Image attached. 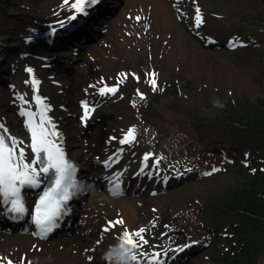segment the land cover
<instances>
[{
	"label": "rangeland",
	"instance_id": "1",
	"mask_svg": "<svg viewBox=\"0 0 264 264\" xmlns=\"http://www.w3.org/2000/svg\"><path fill=\"white\" fill-rule=\"evenodd\" d=\"M21 1L0 0L10 10L20 7ZM167 2L175 5L177 1ZM202 2L200 9L204 19L201 26L204 28L200 29L212 36L214 43L205 46L201 43V47H195L188 40L184 50L188 49L189 59L181 64H172L169 68L160 58L162 53L159 48L155 50L153 46L154 38L159 40L162 35L167 39V35L160 26L156 27L158 32H154L150 24L159 22L156 18L152 17L148 22V17L141 15L135 26L142 24L147 32L154 33V38H145L146 33L138 32L147 48L118 55L116 61L122 63L124 68L109 71L120 82L123 80L124 84L120 86L127 87L131 94L129 102H138L136 108L140 116L134 122L140 128L143 125L149 130L152 150L161 153L167 149L173 153L172 156L167 154L169 163H176V167L183 169L201 171L200 175L189 178L184 184L185 190L184 187L175 188L177 196L169 204L162 196L165 192L159 193L160 198L149 199V208L158 210H153L155 226H148L147 234L151 240H159L166 234L168 225H175L187 238L192 236V239L202 240L204 245L192 258L195 262L189 264H264V213H259L258 219H251L243 207L232 210L226 204L228 199L240 192L256 194L264 199V0ZM180 3L195 20V7L188 0H180ZM126 6H121L122 18L113 16L109 23L112 34L106 35L108 38L105 41L104 33L97 47L103 48L102 43L110 47L118 40L124 42L127 36L136 34L135 27L123 21ZM183 28L186 30L185 26ZM20 32L25 33L12 26L0 25L1 38L12 36L22 45L25 40L19 36ZM231 35H234V41L240 43L228 49L225 40ZM114 37L117 38L116 42L111 41ZM89 55V59H94L95 53L89 52ZM193 58L195 62L192 63ZM96 62L91 63L92 69L101 67L96 66ZM84 64L81 59L79 65L84 67ZM155 66L160 72L156 89L140 100L136 90L150 80V70ZM99 72L98 75L104 77L109 73ZM122 73L126 76H121ZM119 91L117 102L127 94L126 90ZM2 109L7 110V106H2ZM235 111L239 113L235 114ZM9 112L14 119L15 112ZM115 116L124 119L121 113ZM75 121L79 123V120ZM258 122L262 126L256 125ZM104 126L108 130L103 139L109 134L118 137L125 129L115 121ZM94 129L96 126L92 124L85 131L93 132ZM122 202L131 206L129 203L132 200L124 199ZM262 208L264 210V205ZM81 215H86L85 209ZM139 216L141 220L136 219V227L145 220L142 211ZM177 222L182 225L177 226ZM98 231L95 229L91 237H95Z\"/></svg>",
	"mask_w": 264,
	"mask_h": 264
},
{
	"label": "bare ground",
	"instance_id": "2",
	"mask_svg": "<svg viewBox=\"0 0 264 264\" xmlns=\"http://www.w3.org/2000/svg\"><path fill=\"white\" fill-rule=\"evenodd\" d=\"M124 1L127 4V11H133L135 18L136 16H139L140 14L143 15L145 13L144 15H148L149 19L154 17L159 21L152 23L151 26L156 33L158 32L156 27H162V32L164 30V35H167V39L165 36L161 35L159 36L160 39L157 40L153 37L154 33L147 31L146 35L149 39L154 38L153 46H155V50L159 48L160 52L162 53L160 58L164 59L163 62L168 64L169 68L172 64H181L183 63V60L189 59L187 56V53L189 52L188 49L184 50V48H186L185 43L188 42V40L191 41L195 47H201L200 38H203V36L200 34L198 35L199 37L197 36L194 38L190 33L192 30L189 29V32L184 30L181 17L185 18L186 14L182 12L183 9L178 4L173 7L167 2V0ZM74 2L75 0H69V4L66 6L64 4V0H22L20 7L13 10H10L6 5L1 4L0 2V25L12 26L14 29L31 30L34 32L37 31L40 33L42 32V28L47 26L51 27L55 23L54 21H59V19L64 16L63 15L60 17V13L62 12L61 10L70 7V5ZM189 3L191 6L197 8L200 6L201 0H190ZM131 7L133 10H131ZM180 11L181 17L177 13ZM120 16L121 14L118 13L117 17ZM135 18L134 20H136ZM108 21L109 20H107V17H105L103 23H107ZM124 21L129 22V20L126 18H124ZM142 27L143 26L140 24L135 26V30L137 31L136 34L127 36L124 42L121 40L116 42L117 38L114 37L111 41H115L116 43H113L110 47H108V45L105 46L104 43H102L103 48H99L96 44L94 45L92 43L81 45L84 46L85 49L80 50L78 53V58L83 59L85 63L88 62V65H84V68L77 67L76 65L68 67L62 62H56L53 64L51 61H47L46 58L43 57L44 55L51 54L37 51L38 49L35 46L30 45L33 44V42H30L25 50L21 51L22 53L24 52L26 54L24 58L20 57L17 59V61L15 59L13 60V62H15L17 65V70L20 73L23 74V70H27L25 75L22 76V80L16 83L12 81L7 84L8 87H10V89H7L10 94L13 92L12 89H15L18 86L15 89L17 90L15 93L16 96L7 98L5 94H0V105H3V103L5 104V102L8 103L6 104L8 106L7 111L2 112L0 110V123L5 125L8 130V134L16 137L18 140L24 141L22 147L25 148L26 153L29 152L30 150L28 149L27 145L30 143V133L26 127L27 117L22 113L25 111H32L34 113L39 112L41 108L47 106L50 110L46 114L54 123L55 131L60 134L61 139L59 143L65 152L66 158L74 164L76 169H78L76 177L79 180L83 178L85 180L89 178L91 179L92 170L100 169L103 166L106 170L110 172L116 171V173L119 174L115 180L122 178L127 182L131 181V179L135 177V172L141 170L135 169V167H137L139 164L141 168L143 166L161 168L163 165V159L160 164H156L153 160H151L152 152L149 147L151 140L147 138L143 129L139 131L137 130L136 123L134 122L135 103L131 100L129 102V99L131 98L130 93H127L122 99L121 103L123 104L119 105L112 102L99 107L96 114H90L88 120L89 125H96V120L103 118L102 122L97 125V129H94L95 131L93 132L84 131V129L76 123L74 118L76 110L84 111L82 102H87L89 107H94L101 103L104 104L113 98L111 93L101 95L99 91L101 87H104L105 85L111 87L120 84L118 82L119 78L115 79L116 77H109V79L108 77H105L107 81L102 84L101 76L98 75L100 72L98 71L95 73V70L92 69L91 63L93 64V62L98 60L96 62V66L97 64L98 66H101L99 67V70L105 73L109 71H118L121 70V68H124L122 63L116 61V58L119 57L118 55L122 56L126 51L137 48H147L145 41L140 39L138 35V32L142 29ZM111 32L112 28L110 29L109 25L108 30L106 31V34L103 38L105 41H107L108 38L106 35L109 36L108 34H112ZM194 32L193 34H195ZM48 34H50L49 36H53V30H50ZM69 39L70 36H66L65 38L64 36L62 37V41ZM9 40L10 42L3 48L4 50H10V52H14L18 49L20 50V46L14 37L10 36ZM98 42H100V40H98ZM148 42L151 41L149 40ZM152 47L151 51L153 52ZM59 52V56L56 57L57 59H59V57H63V55L65 57L70 55L68 51ZM89 52L95 53L93 60L89 59L91 57ZM21 60L27 61V63L22 64ZM91 60L93 62L90 63L89 61ZM191 62H195V58H193ZM28 69H31L32 71L29 72ZM150 71V73H155V77L157 78L156 80H159L160 72L156 69V66L152 67ZM110 73L111 72L107 74ZM33 81H38V84H34ZM152 90L153 87L148 81L139 86L137 94L142 93L143 96H146L149 95L150 91ZM36 96H39L42 99L43 104H37L35 99ZM138 96L140 95L138 94ZM21 97H23V99H21ZM12 110L17 113V118H12L9 112ZM117 113H121L124 116V123L122 120L117 119L115 116ZM103 120H107V122L105 123ZM112 121H115L118 126H124L126 129L124 134L127 133L128 129L135 128L136 139L127 146L118 144L116 141L113 143V139L111 138H109L108 141L106 138L103 139L106 134L105 132L108 130L107 126L105 127L104 124H109ZM101 129H103L102 131L104 132H102ZM124 134L122 138H124ZM112 145L117 147L119 150H123L131 145L136 148L138 152L137 154H141L139 157L142 156V158L132 159L124 165L118 164V152L116 153L117 149H113ZM146 154L151 155L149 160L144 163L143 159ZM160 155L158 154V156L155 158L161 157ZM91 157H93L94 160ZM166 161V158H164V163H166ZM108 171L105 172L108 173ZM170 172H172V170ZM170 172L168 169H165L161 175H157V179H149L148 177H141L137 174L140 177L137 179L141 185L145 186L144 188H147L149 185V188L159 190L161 188V182H163L165 179H175L174 177L176 176L173 174V172L172 174ZM194 172L195 171L192 170V173ZM124 173L126 175L122 176ZM104 175H102V177ZM105 179L106 180L103 181L104 184L108 182L109 177ZM82 182L83 181H81V184ZM87 182L89 181H85L84 184ZM27 188L30 191L32 190L37 192L36 189L39 191L43 190V185L40 188L26 187L24 189L27 190ZM113 188L115 189L116 187ZM185 189L186 187L183 188V190ZM175 192L168 193V195H163V197L166 198L165 203L169 204V201H171L173 197L177 196ZM124 199L126 201V197L105 198L103 196L94 194L85 204L86 215H81V211L76 216V225L72 231L76 237L67 238V240L62 238L53 240L54 242L65 240L64 243H69L65 247L61 245L60 251H58V249L54 251L50 250L55 248L49 247L46 243L38 241L32 232H27L26 234L21 235L15 230V227H8V229H11V231H6L4 230L5 228H3L4 226L0 225V258H4L2 261H0V264H7L8 260H10L12 264H27L29 261L31 264H112V262L108 259L107 254L114 248H117L116 245L120 242L119 236L123 233V231L116 230L118 227V225H116V227L109 232H101L100 234L96 232L97 237H91L93 234H95L94 232L98 227V223L102 222L101 218L105 216L104 214L106 213L107 217H110L113 214L114 217L121 216V219L125 223V230H128L129 232H134L139 228H146L151 223H153V217H155V212L153 211L155 208H149V199L144 197L133 199L132 203H129L131 206H126L125 203L122 202ZM160 204H162V202H160ZM90 206H92L93 209ZM129 208H131L130 211H128ZM140 211H142V214L145 216V220L142 221V226L137 228L134 225L136 219L140 218ZM0 221L2 220L0 219ZM89 224H91V227ZM178 225L182 224L177 222V226ZM107 226L109 227V223H107ZM175 227V225L170 226L164 237L157 241L151 240L144 234L145 238L151 245V247L146 245L144 250H152V252L161 251L162 253H167L166 255L162 256H167L173 252L179 253L181 255L186 254L187 249L186 251L172 250L176 246L175 243L178 241H180V245L182 247L186 244L188 245L190 242L189 239L181 237L182 231H180L178 234L179 229ZM172 228L175 229L171 231ZM85 229H87L89 233L84 234ZM192 241L194 240H191V242ZM198 241L192 242V245H190L195 251H198V247L203 244L202 240ZM174 249L177 250L178 248L176 247ZM134 251L139 253V251L142 250ZM89 257H91V259H89ZM187 263L188 261H185L184 264Z\"/></svg>",
	"mask_w": 264,
	"mask_h": 264
},
{
	"label": "snow or ice",
	"instance_id": "3",
	"mask_svg": "<svg viewBox=\"0 0 264 264\" xmlns=\"http://www.w3.org/2000/svg\"><path fill=\"white\" fill-rule=\"evenodd\" d=\"M87 2L89 5H94L98 0H87ZM64 4L67 6L69 0H64ZM70 7L76 13L86 14L85 0H75ZM71 19H75V16H72ZM195 22L197 27L203 23L199 7L196 8ZM28 71L31 72L32 70L28 69ZM121 76H126V74L122 73ZM149 76L152 77L149 83L155 90L157 84L154 78L155 73H149ZM137 79L139 78L137 77ZM33 83L38 84V81H33ZM117 90V86L109 87L107 85L99 89L101 95L114 94ZM138 94L141 99L144 98L142 93ZM35 99L37 104H43L39 96H36ZM82 106L84 115L81 119L86 121L92 109L89 108L87 102H82ZM49 110L47 106H44L39 112L25 111L22 113L27 117L26 127L30 133V143L27 145L30 151L27 153L25 148L22 147L24 141L8 134L5 125L0 123V204L10 206L7 207L8 211L22 215L26 211L22 199V190L26 187L40 188L46 184L35 203L32 214V219L38 228L37 234L42 238L58 226L57 220L65 213L66 206L74 195L78 184L76 178L78 170L66 158L65 152L59 143L60 134L55 131L54 123L46 114ZM135 139V128H130L120 142L130 144ZM150 155L146 154L144 156L145 163L149 160ZM156 163L158 164L159 160ZM213 171H217V169H213ZM116 187L119 189V184ZM123 223L122 219L109 222V227H106L104 231L109 232L116 225ZM146 231V228H139L134 232L123 231L119 236L118 247L114 248L108 257L112 264H126V262L132 264V262L138 261V255L143 259L144 264H164L161 256L166 255V252L153 251L148 253L144 250L146 245L151 247L144 236ZM189 246L186 244L178 248L177 251H183L184 248ZM134 250L142 251L137 253ZM3 259L0 258V261ZM7 264H12V262L8 260ZM27 264H31V262L29 261Z\"/></svg>",
	"mask_w": 264,
	"mask_h": 264
},
{
	"label": "trees",
	"instance_id": "4",
	"mask_svg": "<svg viewBox=\"0 0 264 264\" xmlns=\"http://www.w3.org/2000/svg\"><path fill=\"white\" fill-rule=\"evenodd\" d=\"M239 113V111H235V114ZM256 120H258L256 118ZM256 125L260 126L261 123L258 122ZM264 126V124H262ZM261 125V126H262ZM247 193V194H246ZM240 192L238 194H235L234 197L231 200H228V203L232 204V206L236 207H243L244 209L248 210V216L249 218H257L260 216L259 213H264L263 210V205H264V200L261 197H257L256 194ZM251 196H249V195ZM248 196V198H246ZM262 220V219H260Z\"/></svg>",
	"mask_w": 264,
	"mask_h": 264
},
{
	"label": "clouds",
	"instance_id": "5",
	"mask_svg": "<svg viewBox=\"0 0 264 264\" xmlns=\"http://www.w3.org/2000/svg\"><path fill=\"white\" fill-rule=\"evenodd\" d=\"M113 252V250L112 251H110L107 255H108V257H109V255L111 254Z\"/></svg>",
	"mask_w": 264,
	"mask_h": 264
}]
</instances>
